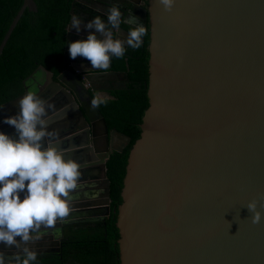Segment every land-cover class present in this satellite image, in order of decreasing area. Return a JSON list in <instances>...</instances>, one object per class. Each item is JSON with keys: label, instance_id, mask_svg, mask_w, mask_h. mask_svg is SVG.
<instances>
[{"label": "water", "instance_id": "water-1", "mask_svg": "<svg viewBox=\"0 0 264 264\" xmlns=\"http://www.w3.org/2000/svg\"><path fill=\"white\" fill-rule=\"evenodd\" d=\"M94 1L103 8L118 0ZM143 1L120 0L134 8ZM75 3L85 4L71 0L65 26L62 61L70 70L53 81L37 66L21 82L22 93L0 105V131L15 137L4 118L16 114L27 91L38 94L44 82L53 85L44 99L57 112L48 130L56 132L66 158L82 166V187L73 193L66 223L57 224L61 231L109 216L105 162L130 141L107 131L98 109L90 108V91L111 90L94 82L108 83L117 74L104 77L88 68L78 78L67 60L68 43L89 34L83 25L79 32L70 26ZM25 9L36 11L33 0H22L1 38L0 55ZM141 10L148 23L147 107L127 155L117 207L119 264H264V0H175L170 12L158 0H146ZM88 179L97 181L89 185ZM94 190L97 195H87ZM252 200L262 213L259 224L246 207ZM49 235L43 239H53L50 248L30 247L60 255L59 239ZM0 251L10 256L17 250L0 244Z\"/></svg>", "mask_w": 264, "mask_h": 264}, {"label": "clouds", "instance_id": "clouds-1", "mask_svg": "<svg viewBox=\"0 0 264 264\" xmlns=\"http://www.w3.org/2000/svg\"><path fill=\"white\" fill-rule=\"evenodd\" d=\"M158 2L169 12L175 4V0ZM105 14L106 21L97 15L86 24L73 15L71 28L79 32L84 25L89 34L68 43L72 59L85 58L93 69L103 72L108 71L113 58L123 59L127 49H140L148 32L133 13L124 17L119 5L108 7ZM122 24L129 26L123 39L117 35ZM114 99L97 91L90 108L99 109ZM17 107L15 115L3 120L14 128L15 137L0 131V244L17 251L10 256L0 251V264H36L38 253L30 245L48 234L61 238L57 224L66 223L73 211V193L82 187V166L66 158L56 146V132L48 130L57 115L54 105L29 90L17 101ZM49 110H53L52 115ZM246 207L251 222L259 224L262 213L257 210V201H249Z\"/></svg>", "mask_w": 264, "mask_h": 264}, {"label": "trees", "instance_id": "trees-1", "mask_svg": "<svg viewBox=\"0 0 264 264\" xmlns=\"http://www.w3.org/2000/svg\"><path fill=\"white\" fill-rule=\"evenodd\" d=\"M36 11H23L0 55V105L22 93L21 82L37 67L55 74L63 67L62 51L71 0H33ZM22 0H0V41ZM78 9V5L73 8ZM142 7H146V0ZM82 11L75 10L76 15ZM148 29L147 16L139 18ZM129 26H124L125 30ZM138 50L127 49L123 59L113 58L111 70L125 73L126 81L112 91L114 97L98 111L107 131L130 138L121 152H111L105 162L109 182V216L104 221L71 224L63 228L58 254L42 255L36 264H119L115 227L117 207L128 152L139 137V123L147 107V43ZM94 94H92L93 96Z\"/></svg>", "mask_w": 264, "mask_h": 264}, {"label": "flooded vegetation", "instance_id": "flooded-vegetation-1", "mask_svg": "<svg viewBox=\"0 0 264 264\" xmlns=\"http://www.w3.org/2000/svg\"><path fill=\"white\" fill-rule=\"evenodd\" d=\"M83 3H85L84 5L83 4H77V3H75L74 5H78L79 6V8L78 9H75V7L73 8L74 9V11L75 10H79V9H81L82 11H80L77 15L75 14V13H73L74 15H76V16H78L79 18H81V20L86 24L88 21H90V20H92L95 16H97V15H99V16H101V18L102 19H104L105 21H106V19H107V17H106V9L108 8V7H101V6H99L98 5V3L96 2V1H94V0H81ZM104 2H109V0H104ZM116 2V4L117 5H119V7H120V11H121V13H122V15L124 16V17H127L128 15H129V13L131 12V13H133L134 15H136L137 17H139V18H141L142 19V17H144L143 16V13H142V2L140 3V5H139V7H137V8H134L133 7V5H131L129 2H126V3H121L120 2V0H118V1H115ZM86 5V6H85ZM90 7H93L94 9H91ZM141 8V9H140ZM73 11V12H74ZM84 26V25H83ZM124 26H128V25H125V24H122L121 25V29H124L123 27ZM85 29V28H84ZM85 32H87V33H89V30H87V29H85L84 30ZM94 31V30H93ZM122 33V32H121ZM118 35V34H117ZM119 36H120V38L121 39H123V35L121 36V34H119ZM87 38V36L86 37H81V38H78L77 40H82V39H86ZM68 46V45H67ZM64 47H65V42H64V46H63V51H62V54H63V52H64ZM67 49H68V47H67ZM69 52V51H68ZM63 59V58H62ZM67 60H70V66L72 67V69L74 68V70H75V74H76V76L78 77V78H80V77H82L85 73L83 72V70L84 69H88V68H92V66L90 65V62L89 61H87L85 58H82V57H77V58H75V59H72L71 57H70V54L68 53V55H67ZM62 63H63V61H62ZM68 67H69V64H65V63H63V67L55 74L53 71L51 72V71H48V70H46L45 68V70L46 71H48L49 73H51L52 74V80L54 81L55 80V78L57 77V75H59L60 73H62V72H64V70H66V69H68ZM68 70H70V69H68ZM96 72H100V73H102L103 75L102 76H104V77H108V75H109V73H111V72H115L117 75H113V77L115 78V80H113V81H108V83L107 82H103V83H97V82H94V84H97V86H99V85H101V86H106L107 84V86H109V87H111V90H107V91H103V90H100L99 92H104V93H108V92H110V91H112L113 89H116V88H118L121 84H122V82H123V76L122 75H120L121 73H124V72H121V71H114V70H111V65H110V69L107 71V72H103V71H96ZM47 81V80H46ZM39 82L40 83H43L44 82V79H39ZM33 85H35V83L33 82ZM44 85H45V87L43 88V89H41L40 91H39V93H38V95L42 98V99H45V97H47L48 95H49V91H50V83L47 81V82H44ZM51 86H53V85H51ZM47 91V92H46ZM90 93H91V95L92 94H94V93H96V92H92V91H90ZM52 104V103H51ZM53 105V104H52ZM52 111L53 110H50V112H49V114L51 115L52 114ZM7 112V111H6ZM98 215H96V214H94V215H91V216H83V217H80V219L81 218H83V219H85V220H87V219H89V218H95V217H97ZM76 218H79V217H75V218H71V219H76ZM88 222H91V221H86V223H88ZM85 223V222H84ZM92 223V222H91ZM74 224H76V223H74ZM62 233H63V228H62ZM49 236H51V234L49 235ZM59 241V249L61 250V248H62V242H63V237H62V239H59L58 240ZM40 243L41 244H45V243H47V249L48 248H50L52 245V243H53V239H52V241H50V240H47V239H41L40 241H38L36 244H34V245H40ZM34 245H32V246H34ZM38 247H40V248H43L44 249V246L42 247V246H38ZM46 254H54V253H38V258H42L41 256L42 255H46Z\"/></svg>", "mask_w": 264, "mask_h": 264}, {"label": "crops", "instance_id": "crops-1", "mask_svg": "<svg viewBox=\"0 0 264 264\" xmlns=\"http://www.w3.org/2000/svg\"><path fill=\"white\" fill-rule=\"evenodd\" d=\"M96 175H97V173H96ZM88 181V183H89V185H95V183H96V181L97 180H95V179H93V180H87ZM97 189V188H96ZM87 195L88 196H93V195H97V193H96V191L94 190V191H90V192H87Z\"/></svg>", "mask_w": 264, "mask_h": 264}]
</instances>
